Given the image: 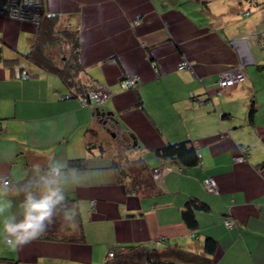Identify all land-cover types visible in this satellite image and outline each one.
Segmentation results:
<instances>
[{
	"label": "crops",
	"instance_id": "crops-1",
	"mask_svg": "<svg viewBox=\"0 0 264 264\" xmlns=\"http://www.w3.org/2000/svg\"><path fill=\"white\" fill-rule=\"evenodd\" d=\"M42 14L76 33L78 77L109 90L102 109L111 119L103 124L86 97L69 96L58 75L23 58L38 23L0 15V180L14 186L33 164L73 159L90 176L67 193L74 227L58 216L21 248L0 244V264H104L124 246L187 264H264V0H42ZM182 60L190 69L178 68ZM238 63L245 79L215 94L218 73ZM180 142L196 144L197 164L157 156ZM137 157L171 167L150 194L128 191L119 174ZM207 176L218 193L202 186ZM10 197L18 208L21 198ZM193 198L207 205L195 210V229L182 219Z\"/></svg>",
	"mask_w": 264,
	"mask_h": 264
},
{
	"label": "trees",
	"instance_id": "trees-1",
	"mask_svg": "<svg viewBox=\"0 0 264 264\" xmlns=\"http://www.w3.org/2000/svg\"><path fill=\"white\" fill-rule=\"evenodd\" d=\"M56 22L55 15L43 16L41 13L36 40L32 43L30 50L23 53L22 56L42 71L58 75L67 88L69 96L87 97L89 90L93 87L78 77L81 70L78 58V37L75 32L70 30L57 31ZM52 51L55 52L52 53ZM62 52H67L68 55L62 57V54H59ZM54 53L59 55H54ZM14 61L15 59L8 60L9 63ZM253 111L252 106L250 116ZM125 138H122L121 144L131 147L134 142L130 138L128 140ZM155 152L162 160L175 161L181 166H192L199 162V155L193 142L167 143ZM80 162V159H73L70 165L76 167L81 165ZM154 169L148 167L141 157L126 158L124 164H120L118 167L120 176L130 179L127 190L143 194H150L157 187L153 177ZM206 208L207 205L204 202L194 198L188 200L182 210L184 223L189 228L195 229L197 226L195 210ZM204 247L208 252H213L215 240L207 237ZM111 250L113 256L110 258L107 256L108 260L104 264H187L179 260L167 259L164 252L155 248L124 246L115 250L111 248ZM179 252L186 253L180 250ZM112 260L114 261L111 262Z\"/></svg>",
	"mask_w": 264,
	"mask_h": 264
},
{
	"label": "clouds",
	"instance_id": "clouds-1",
	"mask_svg": "<svg viewBox=\"0 0 264 264\" xmlns=\"http://www.w3.org/2000/svg\"><path fill=\"white\" fill-rule=\"evenodd\" d=\"M89 178L88 171L64 161L45 169L33 164L31 175L14 186L7 179L0 180V244L21 248L39 239L58 216L74 227L77 206L69 203L67 193ZM13 190L21 198L18 208L10 197Z\"/></svg>",
	"mask_w": 264,
	"mask_h": 264
},
{
	"label": "built area",
	"instance_id": "built-area-1",
	"mask_svg": "<svg viewBox=\"0 0 264 264\" xmlns=\"http://www.w3.org/2000/svg\"><path fill=\"white\" fill-rule=\"evenodd\" d=\"M42 13V0H0V14L13 18L16 20L27 21L38 23ZM178 68L180 69H190V65L187 61L182 60ZM245 78V74L241 65L233 66L220 71L217 75L216 80L213 85L217 93H224L227 89L235 85L236 82L242 81ZM138 82V77H131L127 79V83L130 86H135ZM110 95L109 90L103 85H97L93 87L87 94L86 99H82V105H89L92 108L99 110L103 106L105 100ZM94 112H96L94 110ZM97 118L105 125H108L110 118L107 114H101V112H96ZM195 146L196 144L193 143ZM242 155L235 158L236 161H242L245 159V154L247 149L244 147L240 148ZM170 166L162 164V166L157 167L153 170V177L155 179H160L163 172L169 171ZM202 186L207 192L218 193V188L216 182L212 177H204L202 181ZM227 227H232L233 223L230 220H224ZM107 256L110 258L113 256V251L108 250Z\"/></svg>",
	"mask_w": 264,
	"mask_h": 264
},
{
	"label": "rangeland",
	"instance_id": "rangeland-1",
	"mask_svg": "<svg viewBox=\"0 0 264 264\" xmlns=\"http://www.w3.org/2000/svg\"><path fill=\"white\" fill-rule=\"evenodd\" d=\"M53 52H55V51H52V53H53ZM59 54H62V57H63V55H66V52H62V53H59ZM59 54L54 53V55H57V56H58ZM188 64H189V63H188ZM24 65H26V64H24ZM239 65H241V67H242V64H241V63H238V64H236L235 66H239ZM131 77H134V76H129L128 78H131ZM135 77H137V76H135ZM128 78H127V79H128ZM244 79H245V78H244ZM244 79H243V80H244ZM239 82H242V81H239ZM239 82H236L235 84H237V83H239ZM127 84H128V83H127ZM96 86H97V85H96ZM96 86H94V87H96ZM91 89H92V88H91ZM91 89H90V90H91ZM90 90H89V91H90ZM226 91H228V89H227ZM213 92H214L215 94H219V93H217V91L215 90V88H213ZM109 96H110V95H109ZM109 96H108V98H109ZM108 98H107V99H108ZM85 99H86V98H85ZM107 99H106V100H107ZM106 100H105V102H106ZM105 102H104V104H105ZM104 104H103V106H104ZM87 106H89V105H87ZM103 106H102V107H103ZM89 107H91V106H89ZM102 107H100L99 110H96V109H94V108H92V107H91V108L94 109L96 112H101V114H104L105 112L103 111ZM105 114H107V113H105ZM97 115H98V114H97ZM107 116L110 118V115H109V114H107ZM110 119H111V118H110ZM108 126H109V125H108ZM113 261H114V260H112L111 262H113Z\"/></svg>",
	"mask_w": 264,
	"mask_h": 264
}]
</instances>
